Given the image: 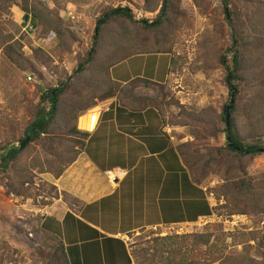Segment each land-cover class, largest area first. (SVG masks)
I'll return each instance as SVG.
<instances>
[{
	"label": "rangeland",
	"instance_id": "1",
	"mask_svg": "<svg viewBox=\"0 0 264 264\" xmlns=\"http://www.w3.org/2000/svg\"><path fill=\"white\" fill-rule=\"evenodd\" d=\"M240 1L244 4L243 0ZM247 1L254 3H246L245 10L235 3V10L234 5L226 8L223 0H170L166 25L148 30L142 21L152 23L158 16L144 0H42L67 30L64 40L48 34V30L43 35L41 30L30 29L24 19L25 13L18 6L7 11L0 7V154L5 145L18 146L17 141L23 137L37 111L48 107L47 102L42 101L48 90L57 89L62 83L70 86L80 64L91 70L93 63L100 58L102 53L98 49L99 54H94L93 63H86L103 12L119 6L131 7L137 24L133 26L120 20L113 21L111 26L116 32L125 31L130 34L128 36L140 38L146 53L171 54L173 76L170 85L162 87L166 90L136 82L134 87L129 86L117 97L122 102L151 103L168 121L176 123L169 125L185 128L179 131L182 136L184 133L192 136L193 142H187L179 149L192 180L204 188L211 201L210 215L219 219L206 226L195 223L168 227L166 237L144 234L135 239L136 264H167L172 253L181 264H264V246L253 239L257 237L264 241V153L241 161L232 157L231 162L227 160L228 156H220L217 166L206 168L207 158H200L193 151V147L199 148L198 145L204 143L214 149L226 146L222 115L223 107L231 100L227 72L220 59L222 56L228 61L231 59L230 49L234 44L240 45L244 66V81L239 83V110L235 115L238 136L245 144L260 145L264 149V136L259 137L258 133L264 120L253 115L261 109L264 114V107L254 106V101H259L261 95L259 85L264 82V0ZM233 10L235 28L226 20L227 13ZM234 32L235 38L232 36ZM112 36L113 33H109L108 38ZM11 40L9 44H22L21 52L32 67L24 71L5 56L4 44ZM110 48L105 45V49ZM39 50L41 59L38 61L36 52ZM153 60L148 61V68L153 65ZM84 76L88 77L89 73ZM115 87L119 92L118 84ZM138 87L142 90L135 92ZM93 95L97 104L105 101L103 94L94 87L84 91L83 98L91 102ZM68 96L71 97V93ZM64 100L67 101L68 97ZM261 114L259 116L264 118ZM59 135L63 139L67 137ZM202 139L205 142H201ZM42 148V144H32L21 158L33 162L34 156L41 160L46 155ZM236 161L239 164L231 169L233 177L227 181V166ZM235 167L239 168L236 173ZM16 175V163L8 172L0 169V264H38L36 258L39 256L34 255L28 244L31 240L29 233L28 240L23 241L24 234L17 239L19 207L31 200L28 208L33 210L44 204V199L39 201L38 195L53 199L57 192L50 185L43 184L41 188L36 187L35 195L30 194L17 186ZM240 178L248 183L251 191L246 201L235 203L230 197L219 196L220 186ZM8 228L12 238L7 240ZM18 242L26 244V249H19Z\"/></svg>",
	"mask_w": 264,
	"mask_h": 264
},
{
	"label": "crops",
	"instance_id": "2",
	"mask_svg": "<svg viewBox=\"0 0 264 264\" xmlns=\"http://www.w3.org/2000/svg\"><path fill=\"white\" fill-rule=\"evenodd\" d=\"M172 76L167 54L137 55L110 69L116 84L130 88L137 79L167 88ZM163 118L147 101L117 97L81 115L77 128L88 138L77 159L59 178L38 175L37 183L54 186L59 197H39L48 203L33 210L31 200L19 207L23 231L16 230L17 239L24 234L28 240L29 233L26 242L38 264L47 254L62 264H136L135 239L146 233L166 237L168 227L195 224L211 214V201L192 180L179 149L193 138ZM115 169L121 173L114 184L109 174Z\"/></svg>",
	"mask_w": 264,
	"mask_h": 264
},
{
	"label": "trees",
	"instance_id": "3",
	"mask_svg": "<svg viewBox=\"0 0 264 264\" xmlns=\"http://www.w3.org/2000/svg\"><path fill=\"white\" fill-rule=\"evenodd\" d=\"M144 1L151 9L154 10V12L156 11L155 13L158 16L152 23L146 22L145 20L142 21V23L145 25L144 28L150 30L164 27L167 23V17L170 14V0ZM223 2L226 8L229 5H234L233 9L235 10L237 7L235 3H238L244 10L247 8L246 3H254L247 0H243L244 4H242L240 0H223ZM15 5L19 7L20 11L25 13L24 19H27V21L31 22L33 29H36L37 32L41 30L40 34L44 35V32H47L48 30V34H53L55 36L57 35V37L61 40L66 38L67 30L64 29L63 25L59 23L58 18L47 9L42 0H0V7L4 11H7ZM235 10L231 11L230 13L228 12L226 18L229 25L233 28L236 27L233 24ZM120 20L126 21L133 26L137 24L134 21L133 10L131 7L119 6L117 8L103 12L102 17L97 23L95 34L93 36V48L88 53L86 63H93L94 54H99V52H97L98 49L100 50V54L102 53L100 58L93 63L94 65L91 67V70L86 69L84 66L85 64H80L76 72L77 76L74 77L75 81L72 84H69L70 86L62 83L57 89L48 90V92L42 96V101L45 103L47 102L48 107L37 111L36 117L24 131L23 137L17 141L19 145H5L1 148L2 154H0V169L8 172L16 163L17 186H20V188L22 187L26 192L35 195L36 187L41 188L43 187V184L45 186L49 185L43 181L37 183L39 180L38 175L50 173L55 178H59L80 154V151L84 147L85 141L88 138V134L82 133L78 130V120L83 113L95 108L97 105V98L95 95H93V100L91 102L84 100V91H90L94 87L103 94V100L117 97L129 86L122 87L118 84L120 87V91L118 92L117 87H115L117 84H115V82L110 77V69L114 65H118L128 58L137 55L150 54L143 51L145 48L141 44L140 38L136 36H128L130 34L125 31H123V33L121 31L116 32L111 24L113 21ZM255 28L257 29V27ZM109 33H113V36L110 38H108ZM232 36L235 38V32L232 33ZM11 42L12 40L4 44L3 48L5 56L11 61V63L24 71L29 67H32V63L25 59L21 52L22 44L17 42L9 44ZM105 45H109L111 48L105 49ZM239 47V44L238 46L235 44L232 45V48L230 49L231 59L229 61L224 56H222L220 59L221 66L227 72L226 82L230 90V100L233 91L236 93L234 96L235 104L230 111V137L232 139L233 147H231L227 141L226 146L219 149H214L207 143L198 145L200 149L197 146L195 149L193 147V151L196 155L201 156L200 158H207L205 160L207 162L206 168H209L212 165L217 166V163L219 162L218 158L220 156H228L229 158H227V160L231 162L233 158L237 161H241L242 158H246L248 156L255 157L261 153L262 146L256 144L248 145L243 142V140L238 136L237 126L235 123V115L239 110L240 101L239 83L244 81L242 76L244 66ZM40 54L41 51L36 52V59L38 61L41 59ZM155 54L171 55L167 52ZM85 73H89V76L85 77ZM68 82H70V80ZM136 82H142V80L137 79L134 81V83ZM145 84L151 85L149 83ZM162 87L164 86H161V88ZM162 90H166V88H162ZM259 91L261 92L259 101H254V104H256L254 106L256 108L264 107V82L259 85ZM70 93L71 97L68 96ZM166 93L170 92L166 91ZM67 97L68 100L65 101L64 99ZM117 98L120 99L119 97ZM230 103L231 101L223 107L222 115L223 122L225 123L223 133L226 135V137V108L230 105ZM262 112L263 110L261 109L259 112L257 111L253 115H258L260 121H263L264 118L259 116ZM162 116L164 117L163 119L165 123L176 125V123L170 119L168 121L165 115ZM261 116L264 117V114H261ZM258 131L259 137L261 135L263 137L264 126L261 125ZM59 134H64L67 136V139H63ZM28 138H30V142L24 148H21V145ZM200 141L205 142V139ZM36 143L38 145H43L42 151L46 154L45 158L43 157L41 160H38V157L35 158L33 156V162H30L29 158L22 159L21 156L26 152V149H28L32 144ZM185 148H187V146H185ZM237 161L230 163L227 166V181L230 177H233V175H230L231 173L233 174L231 169L239 164ZM35 165H38V167H34ZM237 170H239V168L235 167L234 173H236ZM50 187L56 191L54 186L50 185ZM218 189L220 191L219 196L224 195L226 199L230 197L235 203L246 201V199H248V194L251 193L248 183L241 178L239 180L228 182L220 186ZM41 196L43 195H38V197ZM58 197L59 194L57 193L56 198ZM47 203L48 202L44 201V204ZM253 239L259 242L258 244H260L262 247L264 246L263 240H259L257 237H254ZM165 240H168V238ZM44 257H46V260L43 264H57V262L58 264H62L60 261H58L57 255L52 256L47 254ZM176 259V254L172 253L170 257L167 258L166 263L181 264L180 260L177 261Z\"/></svg>",
	"mask_w": 264,
	"mask_h": 264
},
{
	"label": "built area",
	"instance_id": "4",
	"mask_svg": "<svg viewBox=\"0 0 264 264\" xmlns=\"http://www.w3.org/2000/svg\"><path fill=\"white\" fill-rule=\"evenodd\" d=\"M28 25H30V29H33V27L31 26V22L30 21H27L26 22ZM31 79V78H29ZM118 173H121L120 171L118 170H112L109 174V180L111 183H117L119 181V176H118ZM216 220H219L214 214L210 215V216H206V217H203L201 218L200 220H198L196 222L195 225H198V226H206L207 224L209 223H213L215 222ZM228 223V221L226 222Z\"/></svg>",
	"mask_w": 264,
	"mask_h": 264
},
{
	"label": "water",
	"instance_id": "5",
	"mask_svg": "<svg viewBox=\"0 0 264 264\" xmlns=\"http://www.w3.org/2000/svg\"><path fill=\"white\" fill-rule=\"evenodd\" d=\"M235 91H233L232 97H231V103L230 105L226 108V134H227V142L231 147H233L232 144V139L230 137V111L233 108L235 104L234 96H235ZM30 142V138H28L22 145L21 148H24L28 143ZM261 153H264V149H261Z\"/></svg>",
	"mask_w": 264,
	"mask_h": 264
}]
</instances>
